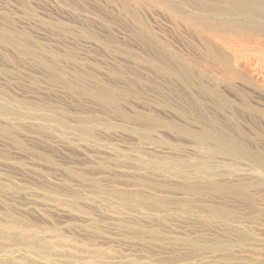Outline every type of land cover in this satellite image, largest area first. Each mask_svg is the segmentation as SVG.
I'll return each mask as SVG.
<instances>
[{
	"label": "rangeland",
	"instance_id": "1",
	"mask_svg": "<svg viewBox=\"0 0 264 264\" xmlns=\"http://www.w3.org/2000/svg\"><path fill=\"white\" fill-rule=\"evenodd\" d=\"M210 2L0 0V264H264V34Z\"/></svg>",
	"mask_w": 264,
	"mask_h": 264
},
{
	"label": "bare ground",
	"instance_id": "2",
	"mask_svg": "<svg viewBox=\"0 0 264 264\" xmlns=\"http://www.w3.org/2000/svg\"><path fill=\"white\" fill-rule=\"evenodd\" d=\"M200 5L202 6V9L199 10V14L196 17L198 21L194 22L193 20V22L191 23L194 25L198 24L200 30H202L204 33L206 32L212 39H214L219 44L226 46L225 42L223 41V39L226 36L232 38V37L239 36V35H250V34L255 35L256 33H259V31L261 34H264V0H224V3H223L224 7L221 6V3L219 2L200 3ZM258 70L261 71L260 68ZM1 112L4 113L2 114V116L6 114L5 111H1ZM10 118L11 117L9 115L8 119ZM4 119H7V116ZM204 164L210 165V163H204ZM204 164H202V166H204ZM254 166L249 164L250 169L251 168L253 169V170L251 169L252 171L255 170L256 172H258L257 168H255ZM220 170L221 169H219V171ZM205 171L207 172V170ZM188 172L190 174V172L192 171L191 170L187 171V174ZM206 172H205L206 175L204 174L206 177L208 176L212 177L215 174V173L211 174V173H206ZM208 172H211V171H209L208 169ZM194 174L195 173L192 174L193 177H194ZM199 177L201 179V176Z\"/></svg>",
	"mask_w": 264,
	"mask_h": 264
}]
</instances>
